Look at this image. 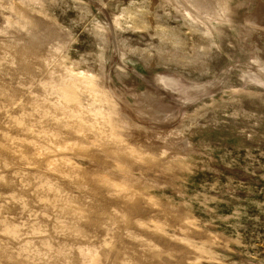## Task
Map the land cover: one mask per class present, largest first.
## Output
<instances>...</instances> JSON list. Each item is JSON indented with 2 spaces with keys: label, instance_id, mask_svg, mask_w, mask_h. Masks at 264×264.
Listing matches in <instances>:
<instances>
[{
  "label": "rangeland",
  "instance_id": "obj_1",
  "mask_svg": "<svg viewBox=\"0 0 264 264\" xmlns=\"http://www.w3.org/2000/svg\"><path fill=\"white\" fill-rule=\"evenodd\" d=\"M0 264H264V0H0Z\"/></svg>",
  "mask_w": 264,
  "mask_h": 264
}]
</instances>
